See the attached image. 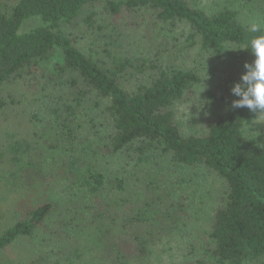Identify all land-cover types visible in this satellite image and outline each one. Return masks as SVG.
I'll use <instances>...</instances> for the list:
<instances>
[{"label":"trees","instance_id":"trees-1","mask_svg":"<svg viewBox=\"0 0 264 264\" xmlns=\"http://www.w3.org/2000/svg\"><path fill=\"white\" fill-rule=\"evenodd\" d=\"M10 1L6 6L0 4V110L8 103L3 86L16 80L31 84L43 64L52 69L46 87H55L57 81L51 83L59 76L61 87L71 92L68 100L58 99L62 104L50 99L47 121L55 122L58 132L45 142L47 149H60L68 160L57 163L52 175L41 177L39 188L35 179L42 175V166L28 144L10 143V164H0V189L30 191L19 202L13 223L0 229V252L52 227L59 246L70 243L78 252L80 234L106 223L107 229L98 230L96 241L104 245L105 259L109 264H130L145 261L153 246L178 229L187 205L177 203L171 187L160 196L149 192L146 197L138 191L134 199L128 178L106 181L92 162L77 158L74 125L84 104L93 101L103 129L96 133L100 153L127 152L134 168H144L150 159L160 157L178 166H199L226 186L222 204L200 242L202 252L185 264L264 260V132L255 127L259 111L230 106L208 122L202 136H185L175 120V107L202 82L195 69L161 66L143 54L107 51L108 60L95 59L77 47L68 29L81 25L94 29L99 7L116 21H139L152 14L169 26H187L190 42H198L202 52L217 62L230 54L248 57V50L235 47H245L264 31L250 32V25L238 19L237 9L206 13L187 0ZM260 10L263 19L264 5ZM138 74H148L149 83L131 90L122 86L124 77ZM27 181L33 182L26 185ZM39 192L44 193L38 196ZM190 247L196 251L195 242Z\"/></svg>","mask_w":264,"mask_h":264},{"label":"rangeland","instance_id":"rangeland-1","mask_svg":"<svg viewBox=\"0 0 264 264\" xmlns=\"http://www.w3.org/2000/svg\"><path fill=\"white\" fill-rule=\"evenodd\" d=\"M187 1L206 13L232 7L239 10L238 19L242 23L251 25L255 21L264 25L260 10L264 0ZM9 2L11 1L0 0L2 6L9 5ZM97 12L94 29H87L82 25L68 29V33L74 34L77 47L83 53L103 61L108 60L105 55L107 51L129 56L143 54L156 60L161 66L192 68L200 74L202 82L195 86L185 102L175 107V120L183 135L202 136L207 130L208 122L223 115L231 106L232 100L236 99L230 89L245 71V62L250 63L254 59L252 55L236 58L234 54H230L217 62L202 52L198 42H190L188 36L191 32L187 26H169L152 14L139 21H116L100 7ZM51 70L50 64H43L42 72L31 79V84L29 81H10L2 90L8 103L0 110V164H10L11 156L7 151L10 143L19 140L28 144L39 155L37 159L42 166L43 176L35 179L37 185L41 177L45 178L55 172L57 163L63 159L68 160V155H63L60 149L50 150L47 149L48 144H45L50 140L51 133L53 135L57 131L55 122L51 121L50 124L47 121L50 99L54 97L53 103L62 104V101L70 98L71 92L65 86L61 87L59 76L51 83L57 81L55 87H46ZM148 83V74L128 75L122 80V86L127 90ZM91 102L84 104L74 125L77 158L92 162L104 174L106 181L117 177L128 178V186L134 192V199L138 191L148 193L141 192L146 197L149 192H153V196H160L164 189L171 187L170 191L177 203L184 202L187 205L174 235L153 246L145 261L136 260L130 264H185L193 258V254L199 255L197 252H202L200 242L209 230L215 209L222 204L226 186L219 177L199 166H178L168 158L160 157L150 159L146 163L149 165L144 168H134L127 152L109 155L100 153V141L97 140L96 133L101 134L103 129L100 128V113L95 112ZM258 115L255 127L259 132H264V113ZM77 125L81 128L78 129ZM44 132L48 135H44ZM50 142H53V138ZM32 182L27 181L25 184L31 185ZM149 186L154 189L149 190ZM43 193L39 192L38 196ZM29 194L28 189H19L16 192L0 189V229L13 223V217L18 214L19 202L26 200ZM53 229L40 230L34 236L19 240L6 251L0 252V264H109L103 252L104 245L96 243L100 236L98 230L104 232L107 229L106 223L102 226L97 223L84 234H80L82 249L79 248L78 252L73 251L74 247L70 243L59 246L61 241ZM197 238H201L200 241ZM61 240L65 242L66 239ZM192 242H195L196 251L191 250ZM253 264H264V260Z\"/></svg>","mask_w":264,"mask_h":264},{"label":"clouds","instance_id":"clouds-1","mask_svg":"<svg viewBox=\"0 0 264 264\" xmlns=\"http://www.w3.org/2000/svg\"><path fill=\"white\" fill-rule=\"evenodd\" d=\"M249 31L260 33L264 31V26L254 21ZM240 49L248 50L254 59L250 63L245 62V71L230 89L231 94L236 97L232 100L231 107L264 113V35L255 36L245 47H235L234 50Z\"/></svg>","mask_w":264,"mask_h":264}]
</instances>
